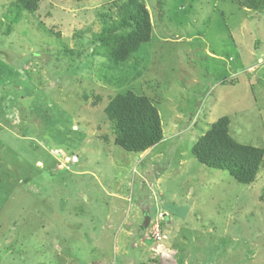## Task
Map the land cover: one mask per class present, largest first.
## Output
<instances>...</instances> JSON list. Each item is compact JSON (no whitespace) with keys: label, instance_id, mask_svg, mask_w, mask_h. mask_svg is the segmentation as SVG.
Listing matches in <instances>:
<instances>
[{"label":"rangeland","instance_id":"obj_1","mask_svg":"<svg viewBox=\"0 0 264 264\" xmlns=\"http://www.w3.org/2000/svg\"><path fill=\"white\" fill-rule=\"evenodd\" d=\"M13 1L0 0V264H264V160L241 185L191 153L222 117L264 149V8L139 0L150 41L115 71L95 36L125 0H39L8 31ZM126 92L160 117L163 140L141 154L114 145L103 112Z\"/></svg>","mask_w":264,"mask_h":264},{"label":"trees","instance_id":"obj_2","mask_svg":"<svg viewBox=\"0 0 264 264\" xmlns=\"http://www.w3.org/2000/svg\"><path fill=\"white\" fill-rule=\"evenodd\" d=\"M233 1L251 10L264 8V0ZM38 4L39 0H14L7 9L8 31L24 13L34 14ZM116 15L117 21H104L101 33L95 36V44L104 48L115 71L129 60L136 62L141 46L151 38L149 14L139 0H125L117 6ZM103 112L114 131V145L128 153L141 154L163 140L158 111L144 95L117 94ZM228 125L227 117L219 118L198 138L191 153L201 165L226 171L238 184L250 185L263 163L264 149L236 142L229 135Z\"/></svg>","mask_w":264,"mask_h":264},{"label":"built area","instance_id":"obj_3","mask_svg":"<svg viewBox=\"0 0 264 264\" xmlns=\"http://www.w3.org/2000/svg\"><path fill=\"white\" fill-rule=\"evenodd\" d=\"M155 241H161L162 239H165L164 235H161L157 230L154 229V232L152 231L151 235Z\"/></svg>","mask_w":264,"mask_h":264},{"label":"water","instance_id":"obj_4","mask_svg":"<svg viewBox=\"0 0 264 264\" xmlns=\"http://www.w3.org/2000/svg\"><path fill=\"white\" fill-rule=\"evenodd\" d=\"M148 222H149V219L145 220L144 223H143V225H142V227L143 228H147Z\"/></svg>","mask_w":264,"mask_h":264}]
</instances>
